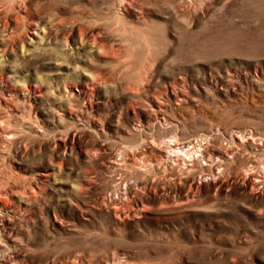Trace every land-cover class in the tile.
Wrapping results in <instances>:
<instances>
[{
	"label": "rangeland",
	"instance_id": "1",
	"mask_svg": "<svg viewBox=\"0 0 264 264\" xmlns=\"http://www.w3.org/2000/svg\"><path fill=\"white\" fill-rule=\"evenodd\" d=\"M0 121V264H264V0H0Z\"/></svg>",
	"mask_w": 264,
	"mask_h": 264
},
{
	"label": "bare ground",
	"instance_id": "2",
	"mask_svg": "<svg viewBox=\"0 0 264 264\" xmlns=\"http://www.w3.org/2000/svg\"><path fill=\"white\" fill-rule=\"evenodd\" d=\"M2 122L0 121V134H2L4 137V139L5 140H7L8 139V137L10 136V135H12V133L10 132V129L9 128H7V127H3V125L1 124ZM169 145V149L171 150V151H173V148H172V146H171V144H168ZM164 154H165V156H167V155H169L167 152H164ZM186 155V154H185ZM194 156H195V153L192 155V156H188L189 157V159L190 160H192L193 158H194ZM247 177V176H246ZM254 178H255V176H254ZM112 205H119V202H115V201H111L110 202ZM5 264H8V263H5Z\"/></svg>",
	"mask_w": 264,
	"mask_h": 264
}]
</instances>
